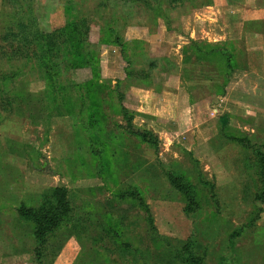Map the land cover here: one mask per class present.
I'll use <instances>...</instances> for the list:
<instances>
[{
	"label": "rangeland",
	"instance_id": "1",
	"mask_svg": "<svg viewBox=\"0 0 264 264\" xmlns=\"http://www.w3.org/2000/svg\"><path fill=\"white\" fill-rule=\"evenodd\" d=\"M240 1L0 0V264H264V127L217 100L264 44Z\"/></svg>",
	"mask_w": 264,
	"mask_h": 264
},
{
	"label": "crops",
	"instance_id": "2",
	"mask_svg": "<svg viewBox=\"0 0 264 264\" xmlns=\"http://www.w3.org/2000/svg\"><path fill=\"white\" fill-rule=\"evenodd\" d=\"M254 1H258L256 8L245 9L242 12V20L238 21V23H240L241 31L244 30L243 27L246 25V21L264 20V0ZM240 2V0H208V2L203 4L207 5L206 8L214 6L216 13H219V17L223 16V20L228 22L229 19L226 18L238 17L239 19L241 18L240 14L235 11L237 8L228 9L226 13H223L221 12V9H224L222 5H225V7L228 5V7H230L233 4H238ZM199 6L196 5V10H192L190 14H196V11L200 9ZM227 13L228 17H226ZM227 31L228 29L225 30L224 28L223 30L220 28V31L216 34L219 38L216 39L213 37L212 40L208 39V41L218 43L219 47L226 45L224 42H227V46H225L226 51L232 56V54H235V51L237 52L239 45L236 43L235 38L226 35L228 33ZM257 31L258 30L245 31L244 42L246 49L242 47V54L244 56V60L241 62L242 65H232L233 67L229 72L225 71L221 76L218 75L216 84L219 83V78L221 77L222 82L226 84L225 89L220 91L221 93L217 95L218 105L222 109L226 106L236 108L240 113L239 115L242 117L250 115L252 125L259 128L264 127V124H262L264 123V44L259 40L261 37L259 38L260 34ZM192 33L193 31H190V35ZM248 55L250 56L249 59ZM255 61L258 63H255ZM237 74L238 78L233 80L234 75ZM174 92L179 93L188 91L183 87L180 88L179 85H176L174 87ZM228 107L227 111H229Z\"/></svg>",
	"mask_w": 264,
	"mask_h": 264
},
{
	"label": "trees",
	"instance_id": "3",
	"mask_svg": "<svg viewBox=\"0 0 264 264\" xmlns=\"http://www.w3.org/2000/svg\"><path fill=\"white\" fill-rule=\"evenodd\" d=\"M220 48V47H219ZM216 54L218 56L220 55H223L224 53V57L226 55V51L225 49L223 48H220L219 51L216 50ZM207 53V52H206ZM209 53V52H208ZM213 53H215V51H213ZM228 58V56H227ZM229 72V70L227 71ZM221 82H219L217 85H220ZM224 83V82H223ZM222 91V90H221ZM137 135L143 140V141H150V137L146 138V136H148L147 132H144V131H137L136 132ZM240 144L245 146V145H248V142H244V139H240L239 140ZM257 151V154L259 155V159H260V162L262 163L261 167L262 169L264 168V151H260V150H256ZM262 186H263V190L262 192L264 193V172H262ZM67 195H68V190L66 187L64 186H56L55 188H53L52 190V196L54 197V200H55V209L58 210L59 212V215H62V214H65L68 210H69V204H68V198H67ZM264 195V194H262ZM263 196H260L258 195V198L261 200ZM17 212L20 216H23V217H34L37 221H39L34 215H33V210L31 208H28L27 206L25 205H20L18 208H17Z\"/></svg>",
	"mask_w": 264,
	"mask_h": 264
}]
</instances>
